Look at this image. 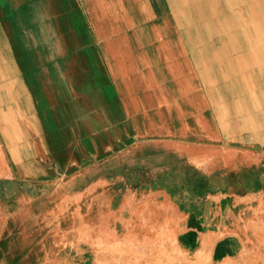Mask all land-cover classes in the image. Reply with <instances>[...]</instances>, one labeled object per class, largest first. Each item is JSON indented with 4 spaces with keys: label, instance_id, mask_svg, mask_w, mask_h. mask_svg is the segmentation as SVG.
<instances>
[{
    "label": "rangeland",
    "instance_id": "obj_1",
    "mask_svg": "<svg viewBox=\"0 0 264 264\" xmlns=\"http://www.w3.org/2000/svg\"><path fill=\"white\" fill-rule=\"evenodd\" d=\"M86 1L0 0V264H264V0ZM170 60L195 129L104 98Z\"/></svg>",
    "mask_w": 264,
    "mask_h": 264
},
{
    "label": "crops",
    "instance_id": "obj_2",
    "mask_svg": "<svg viewBox=\"0 0 264 264\" xmlns=\"http://www.w3.org/2000/svg\"><path fill=\"white\" fill-rule=\"evenodd\" d=\"M82 2L87 4L86 0H82ZM68 9L72 12L71 3L69 4ZM52 40L53 39L51 38L49 42ZM127 41H129V36ZM115 42L117 41L107 38L106 46L114 48L116 45ZM159 49L160 47L158 48V45H156L157 56H161L158 54ZM153 51L155 52V47ZM130 52L131 55H128ZM130 52L126 51L124 54L126 56H134L133 51ZM124 54L118 53L120 57H123ZM146 55H148L147 51ZM156 55L154 54V56ZM177 65L178 64L175 60H170L162 73L158 72V70L156 71L154 68L150 70L151 72H146L139 69L136 70L135 67H132L131 70H125L123 73H115L113 71V79L117 85L118 92L116 94L111 93L109 97L104 96V98L109 100L111 97L117 103L126 105L128 108L126 117L128 119L131 118L132 121L138 120L140 115H143V119L146 122L150 120L157 121L159 118L157 117L158 113H165L169 116L168 119L172 122L171 127L168 128L169 133H176L179 129L188 133L190 128L195 129L194 126H191L188 123V121H200L198 117L199 114L196 113L200 108H196V105L202 102V98L197 92H195L199 91V88L196 89L191 77L192 75L189 74L186 67L183 69L184 71H180ZM79 74L76 76L77 79L82 78ZM34 94L35 103L40 107V104L44 102L41 98V94H39L37 90L34 91ZM28 103L30 104V101ZM129 105H132V116L128 107ZM189 106H192V109H189L190 114L187 115L186 111ZM47 113L49 112H46V115H48ZM117 118L119 119V115H117ZM178 121H185L186 123L182 126L178 124ZM138 130L139 129H137V131Z\"/></svg>",
    "mask_w": 264,
    "mask_h": 264
},
{
    "label": "bare ground",
    "instance_id": "obj_3",
    "mask_svg": "<svg viewBox=\"0 0 264 264\" xmlns=\"http://www.w3.org/2000/svg\"><path fill=\"white\" fill-rule=\"evenodd\" d=\"M263 45H264V44H263ZM253 53H254V52H253ZM253 53H252V54H253ZM254 55H255V54H254ZM254 55H253V56H254ZM263 57H264V55H261V56L259 57V61H261ZM251 60H253V59H251ZM254 60H255V58H254ZM259 61H258V63H259ZM253 62H254V61H253ZM256 64H257V63H256ZM43 103H44V102H43ZM43 103H41V105L44 106ZM22 128H23V127H22ZM22 128H21V129H22ZM21 129H20V131H21ZM20 131H19V132H20ZM19 132H18V133H19Z\"/></svg>",
    "mask_w": 264,
    "mask_h": 264
}]
</instances>
